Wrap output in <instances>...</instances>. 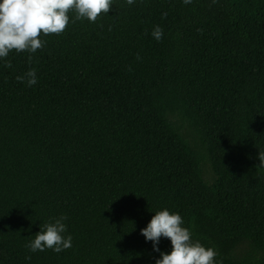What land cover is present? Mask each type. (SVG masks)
<instances>
[{
  "label": "trees",
  "instance_id": "1",
  "mask_svg": "<svg viewBox=\"0 0 264 264\" xmlns=\"http://www.w3.org/2000/svg\"><path fill=\"white\" fill-rule=\"evenodd\" d=\"M68 15L42 49L0 58V264H155L171 242L154 251L140 230L165 208L216 264H264V0H112L96 22ZM32 68L35 85L16 79ZM61 215L72 247H26Z\"/></svg>",
  "mask_w": 264,
  "mask_h": 264
},
{
  "label": "clouds",
  "instance_id": "2",
  "mask_svg": "<svg viewBox=\"0 0 264 264\" xmlns=\"http://www.w3.org/2000/svg\"><path fill=\"white\" fill-rule=\"evenodd\" d=\"M126 2L132 5L135 0ZM190 2L184 0L185 4ZM111 5L112 0H0V58H6L11 50L35 53L42 49L45 41L38 37L41 33H63L70 22L69 11L75 12L76 20L96 22L101 13L110 11ZM151 34L159 42L163 38V29L157 25ZM137 59H140L139 55ZM11 66L10 62L6 63V67ZM36 72L32 68L16 79L26 81L31 87L38 82ZM258 159L264 167V152H259ZM65 220L67 216L61 215L40 226V231L26 247L32 252L51 249L57 253L72 247V236L64 235L67 231ZM184 225L179 213H170L165 208L155 212L148 225L140 230L145 240L153 243L154 251L160 252L157 245L161 237L171 242V251L167 254L160 252L155 264H216L217 250L194 241L192 231Z\"/></svg>",
  "mask_w": 264,
  "mask_h": 264
},
{
  "label": "rangeland",
  "instance_id": "3",
  "mask_svg": "<svg viewBox=\"0 0 264 264\" xmlns=\"http://www.w3.org/2000/svg\"><path fill=\"white\" fill-rule=\"evenodd\" d=\"M181 124H182L181 130L185 138H187V140L189 141V143L193 148L198 150L203 155V159L201 162L202 176L206 182L211 183L214 180L215 175L212 171L210 162L207 158L205 146L201 142L200 137L198 133L195 131V129L191 128L186 122H182ZM251 250L252 248L250 247L248 242L242 243L238 249L239 252H247Z\"/></svg>",
  "mask_w": 264,
  "mask_h": 264
}]
</instances>
